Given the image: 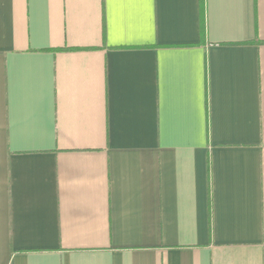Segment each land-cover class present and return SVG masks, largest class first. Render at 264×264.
Masks as SVG:
<instances>
[{
	"label": "crops",
	"instance_id": "0c3cea01",
	"mask_svg": "<svg viewBox=\"0 0 264 264\" xmlns=\"http://www.w3.org/2000/svg\"><path fill=\"white\" fill-rule=\"evenodd\" d=\"M0 264H264V0H0Z\"/></svg>",
	"mask_w": 264,
	"mask_h": 264
}]
</instances>
